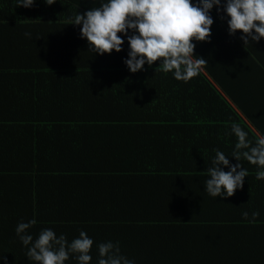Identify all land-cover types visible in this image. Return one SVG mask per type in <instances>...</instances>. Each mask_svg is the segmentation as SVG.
<instances>
[{
	"label": "trees",
	"instance_id": "16d2710c",
	"mask_svg": "<svg viewBox=\"0 0 264 264\" xmlns=\"http://www.w3.org/2000/svg\"><path fill=\"white\" fill-rule=\"evenodd\" d=\"M98 6L0 0V255L34 264L14 232L34 217L33 236L50 227L70 240L83 229L90 264L103 240L136 264H264L256 165L241 158L247 176L230 197L203 191L213 149L232 152V121L253 143L264 134V38L244 45L214 7L210 39L194 41L196 74L185 82L149 69L164 81L151 91L145 71L103 66L71 24ZM105 75L134 83L115 90Z\"/></svg>",
	"mask_w": 264,
	"mask_h": 264
},
{
	"label": "clouds",
	"instance_id": "9594fccd",
	"mask_svg": "<svg viewBox=\"0 0 264 264\" xmlns=\"http://www.w3.org/2000/svg\"><path fill=\"white\" fill-rule=\"evenodd\" d=\"M44 2L51 5L54 0ZM34 3L35 0H16L17 6L25 8ZM214 7L222 19L227 18L229 35L240 30L244 45L264 38V0H100L98 7H89L83 13L77 11L71 24L80 26L79 34L86 39L88 50L98 55L112 50L120 52L126 40L123 63L130 72L142 71L145 64L151 67L159 61L155 71L171 73L176 80L187 82L204 63L202 57L194 54V41L210 39ZM230 133L235 137L231 154L213 149L214 155L206 161L209 166L203 191L215 198L230 197L242 188L248 169L242 167L241 158L256 165V179L264 180V134L253 143L236 121L231 122ZM229 156L236 163L230 162ZM240 214L254 220L259 213L242 210ZM36 223L34 217L21 219L14 227L16 237L26 246L28 260L34 264H65L71 257L76 264H90L94 242L83 229L70 240L50 227H42L33 236L28 229ZM95 251V264H136L121 252L119 241H98ZM0 262L8 264L7 257L0 255Z\"/></svg>",
	"mask_w": 264,
	"mask_h": 264
},
{
	"label": "crops",
	"instance_id": "0c3cea01",
	"mask_svg": "<svg viewBox=\"0 0 264 264\" xmlns=\"http://www.w3.org/2000/svg\"><path fill=\"white\" fill-rule=\"evenodd\" d=\"M93 1L100 3V0H93ZM118 35H122V34L118 33ZM82 42H83V44H85L84 40H82ZM127 47H128L127 46V41L125 40L124 41V44L122 46V50L120 52H117L115 50H112L110 53H104V54H102V57H101L103 59L102 65L106 67L107 64H108L109 67L125 69L124 71H121V73H125V71H127V67L123 63V58L127 54ZM158 63H159V61H155V62H153V66H151V67H149L147 64H145V66H144V70L143 71H145L146 74L143 75V78H147V80H148V82H147L148 83V86L146 88L148 90H151V91L152 90H158V87H159L158 85L164 83L163 79H161L160 76H158L157 78H155V76L153 77L152 72H150L151 70H149V69H155L158 66ZM124 76H122L121 78L123 79ZM146 76H148V77H146ZM104 77H105V79L108 80L107 81L108 82V86H111L115 90L116 89H122L123 88V84L126 85L125 88H129L134 83V80L133 79H124V80H120V81L119 80L118 81H114V80H112L113 77H111L109 75H105ZM121 82H123V83H121ZM122 93L123 92H120V95H124V96H126V98L131 99L132 101H135L136 100L135 98H133V96H127V95L122 94ZM137 101H138V99H137ZM136 103H138V102H134V104H136ZM262 189L259 190L260 191L258 193L259 195H261V194L264 193V191Z\"/></svg>",
	"mask_w": 264,
	"mask_h": 264
}]
</instances>
